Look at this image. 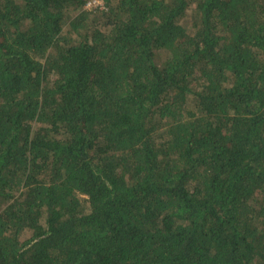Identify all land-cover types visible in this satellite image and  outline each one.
<instances>
[{"label": "trees", "instance_id": "obj_1", "mask_svg": "<svg viewBox=\"0 0 264 264\" xmlns=\"http://www.w3.org/2000/svg\"><path fill=\"white\" fill-rule=\"evenodd\" d=\"M0 0V264H264V0Z\"/></svg>", "mask_w": 264, "mask_h": 264}, {"label": "built area", "instance_id": "obj_2", "mask_svg": "<svg viewBox=\"0 0 264 264\" xmlns=\"http://www.w3.org/2000/svg\"><path fill=\"white\" fill-rule=\"evenodd\" d=\"M102 1H97V0H90L87 4V7H92L93 6H98V5H103Z\"/></svg>", "mask_w": 264, "mask_h": 264}, {"label": "rangeland", "instance_id": "obj_3", "mask_svg": "<svg viewBox=\"0 0 264 264\" xmlns=\"http://www.w3.org/2000/svg\"><path fill=\"white\" fill-rule=\"evenodd\" d=\"M102 4H104V2H103ZM96 7H98V6H93V5H92V7H89V8H96Z\"/></svg>", "mask_w": 264, "mask_h": 264}]
</instances>
